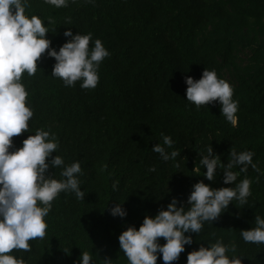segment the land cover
I'll return each mask as SVG.
<instances>
[{"label": "trees", "instance_id": "obj_1", "mask_svg": "<svg viewBox=\"0 0 264 264\" xmlns=\"http://www.w3.org/2000/svg\"><path fill=\"white\" fill-rule=\"evenodd\" d=\"M0 264H264V0H0Z\"/></svg>", "mask_w": 264, "mask_h": 264}]
</instances>
